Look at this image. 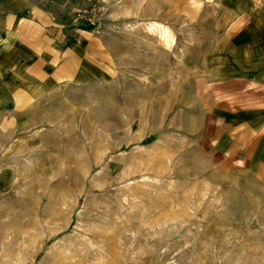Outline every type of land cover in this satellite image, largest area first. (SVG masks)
<instances>
[{"label": "rangeland", "instance_id": "obj_1", "mask_svg": "<svg viewBox=\"0 0 264 264\" xmlns=\"http://www.w3.org/2000/svg\"><path fill=\"white\" fill-rule=\"evenodd\" d=\"M158 70L77 99L64 122L0 131V264H264V173L201 166L153 116Z\"/></svg>", "mask_w": 264, "mask_h": 264}, {"label": "crops", "instance_id": "obj_2", "mask_svg": "<svg viewBox=\"0 0 264 264\" xmlns=\"http://www.w3.org/2000/svg\"><path fill=\"white\" fill-rule=\"evenodd\" d=\"M89 2L0 0V131L9 141L8 132L64 122L77 99L153 66L165 91L152 115L191 142L201 166L264 173V0H122L93 29L75 22Z\"/></svg>", "mask_w": 264, "mask_h": 264}, {"label": "built area", "instance_id": "obj_3", "mask_svg": "<svg viewBox=\"0 0 264 264\" xmlns=\"http://www.w3.org/2000/svg\"><path fill=\"white\" fill-rule=\"evenodd\" d=\"M109 1H96L90 8L84 9L81 13L76 14L75 22L79 25L96 27L101 21L102 10L109 4Z\"/></svg>", "mask_w": 264, "mask_h": 264}, {"label": "trees", "instance_id": "obj_4", "mask_svg": "<svg viewBox=\"0 0 264 264\" xmlns=\"http://www.w3.org/2000/svg\"><path fill=\"white\" fill-rule=\"evenodd\" d=\"M84 28L92 29L93 27L92 26L84 25Z\"/></svg>", "mask_w": 264, "mask_h": 264}]
</instances>
